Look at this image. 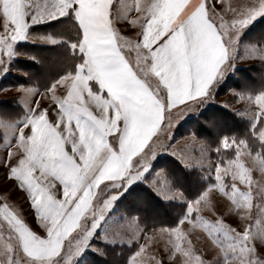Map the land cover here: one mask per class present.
Wrapping results in <instances>:
<instances>
[{
    "label": "snow or ice",
    "instance_id": "1",
    "mask_svg": "<svg viewBox=\"0 0 264 264\" xmlns=\"http://www.w3.org/2000/svg\"><path fill=\"white\" fill-rule=\"evenodd\" d=\"M217 2L0 0L2 71L19 41L67 39L32 35L34 24L71 16L79 37L68 41L75 70L43 90L19 86L23 122L0 118L13 137L0 147V168L43 230L0 190V264H74L88 246L102 253L90 243L96 229L161 150L185 167L210 168L213 182L174 227L145 229L138 217L118 225L114 235L138 245L129 264H264V87L233 90L252 116L250 138L224 136L216 149L195 134L167 144L175 122L212 98L243 30L264 15V0ZM170 181L161 169L147 182L183 200Z\"/></svg>",
    "mask_w": 264,
    "mask_h": 264
},
{
    "label": "rangeland",
    "instance_id": "2",
    "mask_svg": "<svg viewBox=\"0 0 264 264\" xmlns=\"http://www.w3.org/2000/svg\"><path fill=\"white\" fill-rule=\"evenodd\" d=\"M212 2L216 4L217 8L220 7L217 0H212ZM29 33L33 32L29 30ZM23 42L34 41L26 39L18 42L17 44ZM35 42L45 43L40 40ZM16 46L15 53L17 54H14L10 58L7 70H0V111L2 109V101L6 100H12L13 105L15 104L16 106L17 112H22L20 109L23 108V104L20 102L18 94L15 91L16 88L23 85L7 84L3 83L2 80L3 77L10 72L16 71L12 66L16 57L19 55ZM257 56H264V15L257 17L243 30L242 35L239 38V45L235 56L228 61L229 64H234V67L231 70H227L222 78L215 82L210 88V96L212 98H205L201 103L195 105V110L188 111L182 116V118L175 122L167 144L174 146L175 143L179 142L180 140L181 144H183L182 138H187L188 136L195 134L199 139L206 142L210 149H216L220 145L221 139L224 136L236 138L249 137L252 116L251 114H245L241 110L244 107V103L243 101H238L234 97L233 90H247L256 92L264 87V59L253 58ZM255 66H257L260 70H256ZM247 67L253 69L251 72L253 75H257V80L255 82L245 84L243 83L242 89H238L233 86L232 83L227 82L229 81L228 79L230 77H237V69ZM262 73L263 76L261 78ZM226 82L228 83V86L225 88ZM221 87L223 89L222 92L220 91V93L217 94L218 89ZM226 102L230 106H226ZM217 106L226 109L227 112L230 113L235 119L240 120V124H242V126L239 128V130L234 131L233 134H230L231 132L228 133L226 130H224L228 126L223 128L217 127L216 130L213 129L212 131L209 129L211 124L206 116L213 115L215 112H218ZM202 112H206L204 117L202 116L201 119L204 121L205 126L211 131L212 136L204 132H202V135H199L200 133H197V130L193 128L195 127L194 123L189 125L183 124L185 121L192 118H199V115ZM25 113L26 112H24V114ZM24 114L19 116V118L13 119L12 121H15L16 125L21 124L23 122L22 119L24 118ZM0 118L4 119L5 122L10 120L9 118H6L5 115L3 116L2 113H0ZM187 126H190L191 128L188 130ZM12 139L13 137L10 133L6 134L5 131H0V147H4L6 142L11 141ZM209 156L212 160H216L218 153L212 150L209 152ZM161 169L165 170L168 176L171 178L170 182L172 187L182 191L184 196L183 200L171 198L162 192L158 193V191L154 190V188L147 182L148 180H151ZM187 171L188 173L189 171H195L193 173H196L194 174L196 175V181L194 182L193 186L184 180ZM212 182L213 177L210 168L185 167L180 158L172 154L170 150H161L155 155V158L151 160V168L145 174L144 178L132 183L128 187L127 191H124L123 194L119 196V198L115 201V205L107 213L105 220L101 222L100 226L96 229L95 235L91 238L90 243L91 245H94L96 249H102L103 252L101 253L100 251L95 250L92 246L85 247L79 255H75L74 264H94L96 263L94 259L95 257L99 259H106L108 257L107 259H109V261H111L113 264H129V257L135 252L138 245L136 241L129 242L126 238L114 235L118 225L129 218L138 217L139 222L144 226L145 229L159 228L161 226L174 227L183 217L188 206V202L199 197ZM104 183L106 182H102L100 188H103ZM11 187L12 182L7 179L5 170L0 168V189H10V199L14 202H17L23 209H25L27 222L32 224L37 230L43 231L40 228L34 213L31 211L30 205L24 197V194L19 190L11 189ZM140 192H143L141 195H144L142 196L144 202L141 207L137 208L136 206L129 203V199L136 198V194ZM149 193L155 196V199L160 203L161 209L156 205L155 207L152 204L150 206V198L148 196ZM148 206L154 209L152 218H148L145 213L144 208ZM231 219L232 218H230V222ZM102 236L104 239H101Z\"/></svg>",
    "mask_w": 264,
    "mask_h": 264
},
{
    "label": "trees",
    "instance_id": "3",
    "mask_svg": "<svg viewBox=\"0 0 264 264\" xmlns=\"http://www.w3.org/2000/svg\"><path fill=\"white\" fill-rule=\"evenodd\" d=\"M74 25V19L71 16H65L58 20H52L46 23L31 26L29 30L34 34L62 35L67 39L59 44L41 42H23L17 44L16 49L19 55L16 57L14 64L12 65L16 71H12L4 76L2 79L3 83L20 84L23 86H31L35 84L38 85L41 90H43L47 88L54 80L58 79L68 71H71V66L76 65L79 59L78 57L70 54L71 50L68 44V41L77 40L79 38ZM32 57H36V59H33ZM255 67L256 70H260L257 66ZM252 71L253 69L248 67L239 68L236 70L237 77H230L228 79L229 81L227 82L232 83L233 86L238 89H242L243 83H253L257 80V75H253L251 73ZM262 76L263 73L261 74V78ZM227 82L225 88L228 86ZM222 90V87L219 88L217 94L220 93V91L222 92ZM1 106L2 109L0 113H2L3 116L5 115L6 118H9L10 120L19 118V116L24 114L23 108L20 109L22 112L16 111V106L15 104L13 105L12 100L2 101ZM217 111L218 112H215L213 115L206 116V118L210 121L211 126L209 129H211V131L213 129L216 130L217 127L223 128L228 126L224 130H226L228 133L231 132L230 134H233L234 131L239 130V128L242 126V124H240V120L235 119L230 113L227 112L226 109L217 106ZM205 113L206 112H202L199 115V118H192L185 121L183 124L189 125L194 123L195 127L193 128L197 130V133H200L199 135H202V132H204L212 136L211 131L205 126L204 121L201 119L202 116L204 117ZM187 127L188 130L191 128L190 126ZM193 172L195 171H189V173L187 171L184 177V180L191 184V186H193L194 182L196 181V175H194L196 173ZM141 193L143 192L136 194V198L129 199V203L136 206L137 208L141 207L144 202L142 197L144 195H141ZM148 196L150 198V200L148 199L150 201V206L151 204L154 207L156 205L161 209L160 203L155 199V196L151 193H149ZM150 206L144 208L148 218H152L154 210ZM107 258L99 259L95 257L94 259L96 263L94 264H111L112 262Z\"/></svg>",
    "mask_w": 264,
    "mask_h": 264
},
{
    "label": "crops",
    "instance_id": "4",
    "mask_svg": "<svg viewBox=\"0 0 264 264\" xmlns=\"http://www.w3.org/2000/svg\"><path fill=\"white\" fill-rule=\"evenodd\" d=\"M39 24H41V23H39ZM36 25V24H35ZM133 32H134V29H129V28H125L124 29V34H126V35H132L133 34ZM30 34H32V35H37V34H33V33H30ZM20 42V41H19ZM16 46V45H15ZM134 55V54H133ZM71 61H72V57H71ZM75 67H76V65H73V66H71V71H74L75 70ZM27 86V85H26ZM23 109H24V112H26V109H25V107H24V105H23ZM27 115V113H25L24 114V117ZM23 120V119H22ZM1 190V189H0ZM10 193H11V191H10ZM11 195V194H10ZM10 198H11V196H10ZM29 223V222H28ZM30 226H32L33 227V225L32 224H30ZM33 229L34 230H37L36 228H34L33 227ZM38 231H41V230H38Z\"/></svg>",
    "mask_w": 264,
    "mask_h": 264
}]
</instances>
